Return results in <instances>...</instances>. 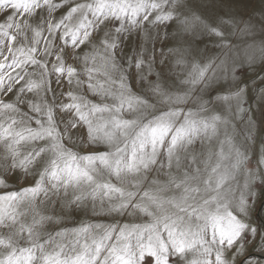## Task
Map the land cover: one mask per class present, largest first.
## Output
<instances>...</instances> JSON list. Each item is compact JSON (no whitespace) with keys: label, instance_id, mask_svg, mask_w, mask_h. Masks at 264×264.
Wrapping results in <instances>:
<instances>
[{"label":"snow or ice","instance_id":"1","mask_svg":"<svg viewBox=\"0 0 264 264\" xmlns=\"http://www.w3.org/2000/svg\"><path fill=\"white\" fill-rule=\"evenodd\" d=\"M0 264H264V0H0Z\"/></svg>","mask_w":264,"mask_h":264}]
</instances>
